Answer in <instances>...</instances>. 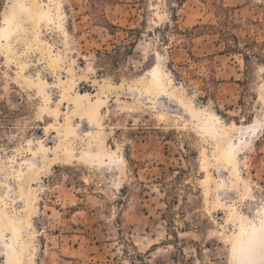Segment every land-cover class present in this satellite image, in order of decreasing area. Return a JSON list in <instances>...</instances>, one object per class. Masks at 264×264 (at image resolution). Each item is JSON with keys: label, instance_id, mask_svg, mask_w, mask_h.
Wrapping results in <instances>:
<instances>
[{"label": "rangeland", "instance_id": "rangeland-1", "mask_svg": "<svg viewBox=\"0 0 264 264\" xmlns=\"http://www.w3.org/2000/svg\"><path fill=\"white\" fill-rule=\"evenodd\" d=\"M0 264H264V0H0Z\"/></svg>", "mask_w": 264, "mask_h": 264}, {"label": "trees", "instance_id": "trees-1", "mask_svg": "<svg viewBox=\"0 0 264 264\" xmlns=\"http://www.w3.org/2000/svg\"><path fill=\"white\" fill-rule=\"evenodd\" d=\"M213 6L215 7V17L217 19L216 23L211 25H196L192 28L191 31H186V34L195 37H202L207 35L218 36L219 40L223 43L224 52H226L227 54L234 53V54L242 55L245 63L249 61L252 57L259 58L260 55L255 53L254 51V49L260 48V45L257 41L253 40L249 43H245L242 47H240L239 40L231 29L233 25L230 15L231 9L225 7L223 3L220 4L213 3ZM113 53L108 50H104L103 53L98 52L99 58L102 59V62L113 60L114 66H116L119 63L118 61L119 58L117 57L120 56L121 52L119 50H115ZM116 54L118 56H115ZM190 57L193 63H197L200 60L199 58H195L191 54ZM179 67H180L179 71L175 72V76L177 78L188 79L196 76L195 69H193L190 64L180 65ZM209 71H210V73H208L209 77L203 78V82L206 88H210L217 83L215 77H212L210 75L211 73H213V71L211 70ZM208 92L209 91L207 89L206 91L207 95Z\"/></svg>", "mask_w": 264, "mask_h": 264}, {"label": "bare ground", "instance_id": "bare-ground-1", "mask_svg": "<svg viewBox=\"0 0 264 264\" xmlns=\"http://www.w3.org/2000/svg\"><path fill=\"white\" fill-rule=\"evenodd\" d=\"M90 107V106H89ZM91 107H92V105H91ZM88 109H90V108H88ZM92 113H86V120H88V121H95V119H96V111L94 112V111H91ZM228 154H230V153H228ZM227 158H229L230 156L228 155V156H226ZM8 225L12 228V230H13V238L12 239H14V236L15 235H17L18 234V225L16 224V223H14L13 221H9L8 222ZM11 243H12V245H13V242L11 241ZM12 249H13V253H15V257H16V259L18 258L19 259V257H17V256H19L18 254H20L21 252H23V246L20 248V249H15L13 246H12ZM21 255V254H20ZM19 261V260H18ZM17 261V262H18Z\"/></svg>", "mask_w": 264, "mask_h": 264}]
</instances>
